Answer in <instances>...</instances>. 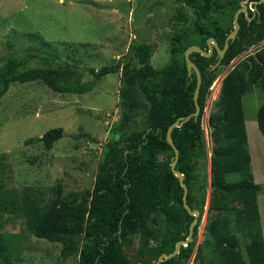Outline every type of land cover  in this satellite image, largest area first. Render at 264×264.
<instances>
[{"label":"trees","instance_id":"1","mask_svg":"<svg viewBox=\"0 0 264 264\" xmlns=\"http://www.w3.org/2000/svg\"><path fill=\"white\" fill-rule=\"evenodd\" d=\"M184 1L200 17L191 27L185 10H178L176 17L183 19V27L174 32L171 60L167 64L153 65L150 43H132L130 47L131 54L122 67L121 116L115 131L120 136L108 145L93 188L65 194L62 183L51 187H10L7 174L12 168L7 160L4 162L7 156H0V264L26 262L28 257L23 254L20 234L22 240L31 234L60 243L62 257L78 254V264H155L162 253H172L179 240L187 239L194 216L184 206V189L171 169L175 151L166 139L172 123L196 110L197 75L188 74L184 52L194 44L204 48L209 36H215L222 47L233 29V15L240 2ZM258 12L251 21L240 15V30L230 41L221 64L264 40V2L258 5ZM191 59L202 76L201 112L197 119L192 117L181 127H175L172 136L179 149L176 168L184 173L188 187V204L198 209L200 216L204 191L210 185L205 239L209 253L205 255L201 245L196 248L199 221L193 240L183 245L178 255L160 264H187L194 252V264H264L259 206L263 182L255 180L243 106V96L253 86L259 85L264 91V46L240 60L222 81L220 95L209 116L210 183L204 163L207 148L202 116L221 64L215 67L219 61L217 52L210 57L193 52ZM14 66L12 62L0 70V98L15 81L42 80L61 93L90 90L88 83L74 80L71 66L33 67L24 71ZM89 70L100 79L118 71L119 66H106L98 73L93 68ZM257 122L264 137V103ZM63 132L62 127H55L39 138L27 139L26 143L43 142L50 149ZM234 174H240V179H231ZM19 222L20 233L8 231ZM135 239L139 242V257L131 260L125 253V245Z\"/></svg>","mask_w":264,"mask_h":264},{"label":"rangeland","instance_id":"2","mask_svg":"<svg viewBox=\"0 0 264 264\" xmlns=\"http://www.w3.org/2000/svg\"><path fill=\"white\" fill-rule=\"evenodd\" d=\"M180 8L189 17L187 24L193 27L200 16L184 0H0V70L12 62L19 71L71 66L74 80L88 83L90 88L85 93H61L42 80L10 84L0 98V156L6 155L4 162L7 160L12 168L7 174L10 187L62 183L65 194L93 188L108 145L120 136L115 131L121 116L122 67L129 59L130 47L132 43H150L153 65L167 64L174 32L183 27V19L176 17ZM106 66H119V70L100 79L89 70L98 73ZM222 73L220 69L217 77ZM222 79L209 89L205 103L208 114L218 100ZM263 103L264 91L259 85L243 96L255 180L263 182L260 205L264 212V137L257 122ZM55 127H62L64 132L52 148L47 149L43 142L26 143ZM205 140L204 163L210 183L211 140ZM240 177L234 174L231 179ZM209 186L204 191L196 237V248L201 245L205 255L209 253L205 243L211 204ZM21 225L19 222L8 231L20 233ZM22 235L23 254L28 257L22 264H78V254L62 257L60 243L31 234L22 240ZM138 244L135 239L125 245L131 260L139 257ZM194 261L195 252L187 264Z\"/></svg>","mask_w":264,"mask_h":264},{"label":"water","instance_id":"3","mask_svg":"<svg viewBox=\"0 0 264 264\" xmlns=\"http://www.w3.org/2000/svg\"><path fill=\"white\" fill-rule=\"evenodd\" d=\"M248 0H243L241 2L242 7L239 8L237 10V12L235 13L234 19H233V23H234V28L231 31V33L228 35L226 42H225V46L223 49L220 48L218 41L214 38V37H210L207 41L208 45H209V50H205L204 48H202L199 45H191L189 46L184 53L185 56V60L187 63V69H188V74L192 75L193 72L196 73L197 75V86L194 92V101H195V105H196V110L187 115V116H181L179 117L174 123H172L167 131V141L168 143L173 147L174 151H175V156L172 160L171 163V169L173 171V173L179 178V182L181 184V186L184 189V195H183V202H184V206L185 208L188 210L189 214L194 216V220L192 221L191 225H190V231H189V235L187 237V239L185 240H179L176 244V247L174 249V251L170 254L167 253H163L158 260L156 261L155 264H160V262H162L165 259H170L176 255H178L180 253L181 247L187 246L188 243H190L193 240V235H194V230H195V225L198 222V217H199V210L198 209H192L190 207V205L188 204V187L187 184L184 182L185 179V175L183 174V172H181L180 170H178L176 168L178 159H179V149L176 147L175 143H174V139L172 136V131L175 127H181L184 123H186L187 121H189L192 117H194L195 119H197V117L199 116L200 112H201V105L199 103V94H200V90H201V85H202V76H201V72L199 67L197 66V64L191 59V53L192 52H198L206 57H209L212 55L214 46L215 48L220 52L221 57L224 56L225 51L228 49L229 44H230V40L235 39V37L237 36L239 29H240V23H239V15L242 11L246 12L248 14V10H247V2ZM260 2H264V0H260ZM249 20H251L250 17H248ZM214 44V46H213ZM121 232V230H120Z\"/></svg>","mask_w":264,"mask_h":264},{"label":"built area","instance_id":"4","mask_svg":"<svg viewBox=\"0 0 264 264\" xmlns=\"http://www.w3.org/2000/svg\"><path fill=\"white\" fill-rule=\"evenodd\" d=\"M262 46H264V40L261 41L258 44H254L253 46L249 47L246 51H244L242 54H240L237 57H235L234 59H232L230 62L222 64L223 73H222L221 76L215 78L214 82L218 83L222 78L224 79V77H225L224 73L228 74V72H229L228 69L230 67L233 69L240 62V60L244 59L249 54H252L255 51L259 50ZM232 69H230V70H232ZM209 116H210V114H208L206 108H204V113H203V116H202V128H203V131H204V137L205 138H209L210 134H211V129H210V125H209Z\"/></svg>","mask_w":264,"mask_h":264},{"label":"flooded vegetation","instance_id":"5","mask_svg":"<svg viewBox=\"0 0 264 264\" xmlns=\"http://www.w3.org/2000/svg\"><path fill=\"white\" fill-rule=\"evenodd\" d=\"M243 0H239V2H240V6L236 9V11H235V13L237 12V10L239 9V8H241L242 7V5H241V2H242ZM260 3H263V2H260V0H248L247 2H246V4H247V10H248V14L246 13V12H244V11H242L241 13H240V15L241 14H244L246 17H247V19H248V17H250L249 16V14H250V12H252L253 14V16L252 17H250L251 18V20L257 15V14H260L259 12H258V5L260 4ZM235 13H234V15H233V19H234V16H235ZM240 15H239V17H240ZM249 20V19H248ZM251 20H249V21H251ZM240 27H241V25H240ZM233 28H234V23H233ZM233 30V29H232ZM240 30V29H239ZM231 32H229L228 34H227V36H226V38H225V42H226V39H227V37H228V35L230 34ZM238 35V34H237ZM210 37H214L215 39H216V37L215 36H209L208 38H207V40H206V45H205V47H204V49L205 50H209V45H208V43H207V41H208V39L210 38ZM237 37V36H236ZM235 37V38H236ZM217 40V39H216ZM234 40V39H233ZM233 40H230V41H233ZM218 41V40H217ZM219 43V42H218ZM194 45H197V44H194ZM191 46V45H190ZM200 46V45H199ZM213 46H214V44H213ZM219 46H220V44H219ZM224 46H225V43L223 44V46L221 47L220 46V48L221 49H223L224 48ZM229 46H230V44H229ZM203 48V47H202ZM229 48V47H228ZM228 50V49H227ZM227 50L225 51V54H226V52H227ZM215 52H217V54L219 55V61H218V63L216 64V66L215 67H217V66H219L220 64H221V61H222V58L224 57H221V54H220V52L215 48V46H214V49H213V52H212V55L215 53ZM185 53V52H184ZM193 53V52H192ZM191 53V54H192ZM224 54V55H225ZM211 55V56H212ZM210 57V56H209ZM220 69H222V64L220 65ZM184 174V173H183ZM163 254V253H162ZM161 254V255H162ZM168 254V253H167ZM170 254V253H169ZM160 255V256H161ZM159 256V257H160ZM158 260V259H157ZM156 260V261H157ZM166 260V259H165ZM156 261H155V263H156ZM164 261V260H163Z\"/></svg>","mask_w":264,"mask_h":264},{"label":"crops","instance_id":"6","mask_svg":"<svg viewBox=\"0 0 264 264\" xmlns=\"http://www.w3.org/2000/svg\"><path fill=\"white\" fill-rule=\"evenodd\" d=\"M258 183H260V182H258ZM260 200H261V194H259V206H260V211H261V224H262L263 235H264V212H263L262 207L260 205Z\"/></svg>","mask_w":264,"mask_h":264},{"label":"clouds","instance_id":"7","mask_svg":"<svg viewBox=\"0 0 264 264\" xmlns=\"http://www.w3.org/2000/svg\"><path fill=\"white\" fill-rule=\"evenodd\" d=\"M205 108V107H204ZM200 212V211H199ZM200 215V214H199Z\"/></svg>","mask_w":264,"mask_h":264}]
</instances>
